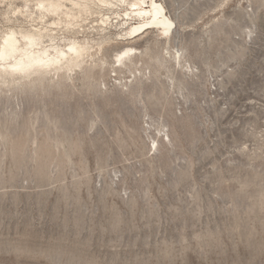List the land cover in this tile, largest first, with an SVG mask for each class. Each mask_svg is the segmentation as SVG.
<instances>
[{
  "label": "rangeland",
  "instance_id": "1",
  "mask_svg": "<svg viewBox=\"0 0 264 264\" xmlns=\"http://www.w3.org/2000/svg\"><path fill=\"white\" fill-rule=\"evenodd\" d=\"M160 1L172 38L0 86V264H264V0Z\"/></svg>",
  "mask_w": 264,
  "mask_h": 264
},
{
  "label": "bare ground",
  "instance_id": "2",
  "mask_svg": "<svg viewBox=\"0 0 264 264\" xmlns=\"http://www.w3.org/2000/svg\"><path fill=\"white\" fill-rule=\"evenodd\" d=\"M9 1L0 39V86L66 78L87 69L89 59L97 63V52L117 37L136 39L154 30L167 40L176 31L175 19L160 0H21L25 7ZM94 15L98 23L90 33L99 37L84 34L85 21ZM139 55L126 47L114 59L123 66L137 62Z\"/></svg>",
  "mask_w": 264,
  "mask_h": 264
}]
</instances>
